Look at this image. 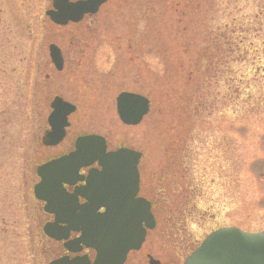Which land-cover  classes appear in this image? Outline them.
<instances>
[{
    "label": "rangeland",
    "instance_id": "374dc122",
    "mask_svg": "<svg viewBox=\"0 0 264 264\" xmlns=\"http://www.w3.org/2000/svg\"><path fill=\"white\" fill-rule=\"evenodd\" d=\"M47 4L0 0V264H47L54 256L32 193L36 164L57 154L39 145L53 93L78 103L69 138L97 133L108 148L142 153L140 194L152 200L157 224L126 264H150L145 253L159 264L180 263L222 226L264 230V0H122L83 40L82 81L54 76L41 98L38 83L50 72L42 43ZM127 36L131 55L117 53L108 39L124 48ZM180 66L201 68L172 73ZM184 77L195 87L187 116L164 93ZM123 90L161 91L163 99L151 102L141 123L125 125L115 111Z\"/></svg>",
    "mask_w": 264,
    "mask_h": 264
},
{
    "label": "water",
    "instance_id": "95a60500",
    "mask_svg": "<svg viewBox=\"0 0 264 264\" xmlns=\"http://www.w3.org/2000/svg\"><path fill=\"white\" fill-rule=\"evenodd\" d=\"M57 1V11L47 10L46 14L58 23L77 19L101 2L87 0L69 4L67 0H55V3ZM50 50L53 63L59 67L62 62L60 51L54 45ZM50 106L52 111L47 118L50 129L44 133L43 143L55 145L63 138L68 125L67 115L75 106L59 96L54 97ZM116 111L123 123L136 125L148 113L149 99L140 93L122 91L116 97ZM140 157V151L127 147L106 151L102 136L86 135L76 139L73 151L38 166L41 181L33 187L34 195L46 201L45 210L55 214V220L44 225L45 234L65 239L69 228L80 230L74 244H83L96 251L91 264H123L129 250L140 248L146 229L154 227L150 202L138 195ZM93 161H97L101 169L89 171L86 185L76 189L74 194L67 193L63 183L83 180L79 169ZM77 194L88 198L92 205H104L105 212L99 215L92 206L77 205ZM72 200L75 210L79 209L80 213L64 217L68 210H73L70 207ZM62 223H68L69 228L59 225ZM149 263L159 264L152 258ZM49 264L90 263L83 256L61 257ZM181 264H264V231L220 227L211 231Z\"/></svg>",
    "mask_w": 264,
    "mask_h": 264
},
{
    "label": "flooded vegetation",
    "instance_id": "af4514ba",
    "mask_svg": "<svg viewBox=\"0 0 264 264\" xmlns=\"http://www.w3.org/2000/svg\"><path fill=\"white\" fill-rule=\"evenodd\" d=\"M83 1H87V0H67V2L69 4H76L79 2H83ZM122 0H101V2L96 5V7L91 8V11L88 12H84L80 17H78L77 19H67L64 23H58L55 22L54 20H52V18H50L49 15H47L45 12L48 11H57V7H55L56 5H59V2L57 1V3H55V0H48V4L45 6V10H44V21L43 23L46 22V24L43 27L44 30V37L42 40V43L45 45V58L47 60V63L49 64V73H44V79L43 81H40L38 83L37 86V92L38 95H40L41 98L45 97V94H47L50 90L49 87V83L51 80L55 79L54 76L56 77L57 75H60V78L62 77V75L66 74L68 72V74L70 75H76L79 74L78 76V80L82 81V77H80V75L86 70L84 66V60L86 58L85 56V52H84V41L83 40H88V36L86 35L88 31H90V27L91 26H95L96 28L99 27L100 24L104 23L106 21V24L109 20H111L112 15L114 12H116L119 8H120V3ZM131 14L133 16V10H131ZM133 20V17L131 18V21ZM106 36H104L105 38ZM128 39L126 41V45L124 46V48H122V46L119 43V40L116 37H110V39H108V41L110 43H112L114 50L117 51V53H122L123 54H128L131 55V48L132 45L131 43H133L131 41V37L127 36ZM92 39V37H90ZM107 38V37H106ZM54 45L58 48V50L60 51V55L62 58V62L60 64V66H56L52 59H51V50H50V46ZM83 53L79 56L77 55L78 52L82 51ZM71 53L73 56H68L67 54ZM130 59H132V56ZM197 57V56H195ZM74 63L72 66L70 65L71 63ZM190 64H196L197 62H191ZM190 68H194V70L197 71V69L201 68L200 66H180L177 69H174V71H172V73H182V71H185V69H190ZM59 77V76H58ZM59 79V78H57ZM68 81H71L73 79H71L70 77H68L67 79ZM81 83H79L80 86ZM51 91V90H50ZM87 94V100L89 102V105H91V94L90 93H86ZM56 96L61 97L62 99L72 103L73 105H75V110L70 113L68 115V126L65 128V135L63 137V139L56 145H45L43 143V135L45 133V131L49 128L48 122H47V117L51 111L50 108V103L52 101V99ZM84 97V96H83ZM82 97V98H83ZM77 104L76 102H72L67 100V98H65V96L60 95L58 93H53L50 100L47 103L46 109H47V114L45 116V122L44 125L42 127V135H40V140H39V145H40V150L44 151V150H55L57 152V154L52 155L51 157H49L48 159H46L45 161L58 157L62 154H65L67 152H69L70 150L73 149L74 147V141L76 139V137L81 136V135H86V134H92V132H84V133H77L73 138H69V132L71 130V128L75 125L76 121L72 120V115L75 113L76 108H77ZM45 106V105H44ZM45 111V110H44ZM97 134V133H95ZM111 148H108L107 150H109ZM53 150V151H54ZM43 161V162H45ZM40 162V163H43ZM38 163V164H40ZM36 164V165H38ZM36 167V166H35ZM90 169H100V166L96 163L93 162L91 164H89L88 166L85 167H81V169L79 170V173L81 175L87 174L88 171ZM34 174H35V182L39 181V177L36 173V168H34ZM85 181H81V180H77L75 181L74 184L72 185H68V184H64L66 190L70 193L74 192L75 187L77 186H81L84 185ZM77 201L79 204H88V199L78 195L77 196ZM44 205L45 203L41 200H37L34 198V204H33V209L35 210V221L40 222V230H41V235L44 237V242H45V246L47 248V251L50 255H54L53 257H51L47 263L50 260L62 257V256H68L69 258L75 257L77 255H86L89 259L90 262L93 261L94 257H95V251L93 249L90 248H86L82 245L75 246L72 243H67V240L70 239H75L76 237L79 236V232H76L74 230H69L68 231V238L67 240H55L53 238H50L48 236H46L43 232V225L47 222H52L54 220V215L52 213L46 212L44 210ZM105 211V207L104 206H100V205H96L95 208V212L96 213H103ZM76 213H78V210L76 211ZM144 244V243H143ZM143 246V245H142ZM141 246V248H142ZM133 254V250H131L125 261L124 264H126L129 259L130 256ZM145 256H148L149 253H145Z\"/></svg>",
    "mask_w": 264,
    "mask_h": 264
},
{
    "label": "trees",
    "instance_id": "16d2710c",
    "mask_svg": "<svg viewBox=\"0 0 264 264\" xmlns=\"http://www.w3.org/2000/svg\"><path fill=\"white\" fill-rule=\"evenodd\" d=\"M188 64H190V62H188ZM185 71L186 72H183V74L186 76H190L192 74H197V71L194 70V68L185 69ZM176 74H180V73H176ZM183 82L184 83L181 85L182 87H180V88L178 87L177 89L173 90V92L167 90V91H164V93H165V98L167 96H171L169 98L173 101V103H174L173 105H175L176 101H179L180 104L177 102V105H175V106H177V108H178L179 105H182L179 107V110L181 111V109L183 108V110H185L184 114H185V116H187V115H189L188 107H189V104L191 103V101H190L191 100V98H190L191 92L195 91V87H192V85H189L187 83V77L186 78L184 77ZM159 92L161 93V91H159ZM159 92L153 91L152 96L150 97L151 102L153 101V103H154V101L156 99L159 100V97L161 96ZM176 96H178V98H176ZM161 98L163 99V95L161 96ZM172 98H174V99H172ZM192 101H193V99H192Z\"/></svg>",
    "mask_w": 264,
    "mask_h": 264
}]
</instances>
